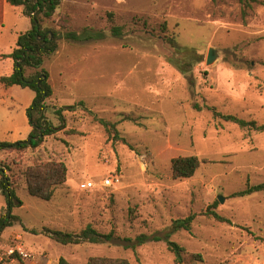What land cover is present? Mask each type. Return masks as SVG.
<instances>
[{
    "label": "rangeland",
    "instance_id": "rangeland-1",
    "mask_svg": "<svg viewBox=\"0 0 264 264\" xmlns=\"http://www.w3.org/2000/svg\"><path fill=\"white\" fill-rule=\"evenodd\" d=\"M259 1L262 5L253 4L243 18L237 0H63L58 14L68 16L69 30H107L111 13L116 25L134 30L142 41L108 33L96 42L62 41L58 53L44 61L53 89L47 100L50 110L73 108L62 113L65 130L45 138L37 149L0 152V166L15 182L21 202L12 211L21 224L4 229L0 243L20 235L26 251L55 263L59 258L86 264L92 257H108L130 264H175L163 240L134 250L118 240L63 246L41 231L79 232L90 225L120 239L163 238L172 221L194 214L191 231L174 232L169 241L201 254V264H264V193L231 197L247 182L264 183V133L193 109L194 104L207 105L264 125V0ZM2 12L0 77L13 71V63L2 61V55L31 28L21 7L7 4ZM135 16L146 18L148 29L133 27ZM162 23L177 37L175 59L191 66L201 60L188 74L165 60L170 50L159 31ZM145 36L151 39L143 41ZM211 48L218 56L208 66ZM34 96L27 88L0 85V142L28 140L26 111ZM88 110L116 123L124 142L109 138ZM122 116L135 121H123ZM49 117L59 124L51 113ZM185 156H196L199 169L190 179H173L171 159ZM48 161L64 163L67 180L46 202L27 193L22 173ZM107 177L119 184L101 187ZM88 182L96 186L88 188ZM215 203L216 213L231 224L202 215ZM6 204L0 191V213ZM0 264L14 263L0 257Z\"/></svg>",
    "mask_w": 264,
    "mask_h": 264
},
{
    "label": "trees",
    "instance_id": "trees-1",
    "mask_svg": "<svg viewBox=\"0 0 264 264\" xmlns=\"http://www.w3.org/2000/svg\"><path fill=\"white\" fill-rule=\"evenodd\" d=\"M213 4L223 0H211ZM242 6V17H246V9H250L253 4L262 5L259 0H237ZM7 4L12 7H21L22 14L29 19L31 28L17 37L15 47L11 53L2 55V58L10 59L13 63V71L9 76L0 77V85L4 88L19 87L22 89H30L34 94L32 104L26 111V116L30 125V132L27 141H18L15 143L0 142V152L23 153L28 149L35 150L41 146L45 138L55 135L57 132L66 128L65 119L62 115L65 110H72L71 107L53 108L50 110L47 100L52 97L53 89L49 83V73L43 67L44 61L50 60L59 50L62 41L69 43H82L85 41H100L108 33L113 38H131L137 36L134 30L127 31L124 26L116 25L111 13L107 14V21L110 24L107 30H95L93 28H82L79 31L69 30L67 24L69 22L67 15L58 14V10L63 0H6ZM1 11V6H0ZM60 15V16H59ZM133 27L141 30L148 29L147 19L140 16L133 17ZM167 24L160 25V33L163 34V42L170 50L169 55H165V60L172 64L180 65L178 68L185 75L191 72L201 60L192 66L185 62H180L178 58L179 47L177 46L176 36L167 33ZM149 36H145L143 41H149ZM135 40H138L135 37ZM173 52V53H172ZM191 82V81H190ZM85 108V107H84ZM196 111L207 110L213 115L214 120L230 123L238 126L240 129H246L255 133H264V125H258L255 121H246L234 115L222 114L215 107L193 105ZM85 110H87L85 108ZM94 122L104 128L105 132L112 140L120 139L116 129V123H111L102 118L97 117L88 110ZM52 114L59 124L55 125L49 114ZM123 121L134 122L131 117L122 116ZM75 134V132H70ZM201 161L196 156H185L173 158L170 161L171 173L173 179H190L199 169ZM27 193L34 198L42 201H50L53 199L55 192L60 189L67 180V168L62 162H41L27 167L22 173ZM17 186L7 173L4 167L0 166V191L6 198V208L0 213V235L6 228L21 224L18 216L13 215V208L21 206V202L16 192ZM264 193V183L257 185L246 184L245 188L239 192L232 194V198H243L254 193ZM216 203L212 207H208L202 215L208 219H213L220 224H231V222L220 216L215 211ZM195 219L194 214H189L183 219L172 221L170 227L165 231V236L149 238L146 235L136 236L134 239L115 238L114 233L103 234L95 230L92 226H86L79 232H64L44 228L41 234L48 237L57 244L80 245L84 243L101 244L113 243L118 240L125 249L134 250L148 241H165L167 249L173 254L175 264H201L203 257L199 253H188L177 243L169 241L168 238L174 232L184 230L191 231L192 223ZM32 233H36L31 230ZM58 264H70L64 258H59ZM86 264H130L126 259L108 258V257H92Z\"/></svg>",
    "mask_w": 264,
    "mask_h": 264
},
{
    "label": "built area",
    "instance_id": "built-area-1",
    "mask_svg": "<svg viewBox=\"0 0 264 264\" xmlns=\"http://www.w3.org/2000/svg\"><path fill=\"white\" fill-rule=\"evenodd\" d=\"M118 184V179L113 177H107L100 183L101 187L104 188H115ZM95 186L92 182L87 183L88 188H94ZM0 257L10 260L14 264H58L46 257L39 258L32 252L26 251L20 236L14 237L8 243H0Z\"/></svg>",
    "mask_w": 264,
    "mask_h": 264
},
{
    "label": "water",
    "instance_id": "water-1",
    "mask_svg": "<svg viewBox=\"0 0 264 264\" xmlns=\"http://www.w3.org/2000/svg\"><path fill=\"white\" fill-rule=\"evenodd\" d=\"M217 56L218 55H217L216 51L213 48L209 49V52H208L207 58H206V65H208V66L211 65L215 61ZM218 201H219V203H222L223 202V198L222 197H218Z\"/></svg>",
    "mask_w": 264,
    "mask_h": 264
},
{
    "label": "crops",
    "instance_id": "crops-1",
    "mask_svg": "<svg viewBox=\"0 0 264 264\" xmlns=\"http://www.w3.org/2000/svg\"><path fill=\"white\" fill-rule=\"evenodd\" d=\"M1 3V2H0ZM0 6H1V11H0V21L2 20L1 18H2V14H3V12L2 11H4V8H6V6H7V2H6V0H3V3H1L0 4ZM17 40V39H16ZM13 50V49H12ZM11 53V52H10ZM9 54V53H8ZM4 55H7V54H4ZM2 60V59H1ZM10 59H5V60H2V61H9ZM11 61V60H10ZM12 62V61H11ZM14 234H18V233H12L11 234V236L12 235H14ZM20 236V235H19Z\"/></svg>",
    "mask_w": 264,
    "mask_h": 264
}]
</instances>
